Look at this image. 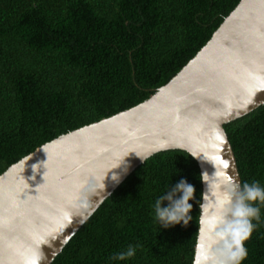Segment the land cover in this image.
Returning <instances> with one entry per match:
<instances>
[{"label": "trees", "instance_id": "obj_1", "mask_svg": "<svg viewBox=\"0 0 264 264\" xmlns=\"http://www.w3.org/2000/svg\"><path fill=\"white\" fill-rule=\"evenodd\" d=\"M241 0H0V175L37 148L165 86ZM224 130L241 185L264 187V105ZM186 152L158 153L96 210L52 264H193L202 182ZM195 188L192 221L157 226L171 184ZM237 264H264V203ZM139 245L130 260L111 257Z\"/></svg>", "mask_w": 264, "mask_h": 264}, {"label": "water", "instance_id": "obj_2", "mask_svg": "<svg viewBox=\"0 0 264 264\" xmlns=\"http://www.w3.org/2000/svg\"><path fill=\"white\" fill-rule=\"evenodd\" d=\"M224 19L149 99L59 136L0 175V264H52L140 165L171 150L214 174L193 264H237L240 244L222 201L241 178L223 127L264 105V0H241ZM123 158L127 172L114 184L112 173L125 165L110 169Z\"/></svg>", "mask_w": 264, "mask_h": 264}, {"label": "clouds", "instance_id": "obj_3", "mask_svg": "<svg viewBox=\"0 0 264 264\" xmlns=\"http://www.w3.org/2000/svg\"><path fill=\"white\" fill-rule=\"evenodd\" d=\"M124 158L110 169L112 171L120 168L121 165H125L121 172L112 173L110 179L114 184H118L122 176L127 172V165L125 164ZM140 159L143 161L144 158L140 157ZM108 173L105 179L108 177ZM213 176L214 174L209 176L207 172H203L200 176L201 182L206 186L205 191L201 193V200L197 202L202 217L209 207V198L214 195L212 187ZM194 194V186L188 183L186 179L182 178L174 185L171 184L168 190L155 200L153 208L157 226L163 229H168L178 224L187 226L193 219L190 214L193 205L189 201L194 200ZM104 195L109 196L110 193H104ZM229 202L230 206L225 209L226 214L232 220L228 224V232L234 235L235 244L239 246L240 240L247 238L255 227L252 221H259L260 208L255 206V204L256 202L264 203V187L259 182H253L251 184L244 183L241 185L239 181H236L234 184L228 186L227 196L222 201V204H229ZM138 247L139 245H129L126 251L115 254L111 259L113 261L126 262L136 255ZM239 254H245L242 248Z\"/></svg>", "mask_w": 264, "mask_h": 264}, {"label": "snow or ice", "instance_id": "obj_4", "mask_svg": "<svg viewBox=\"0 0 264 264\" xmlns=\"http://www.w3.org/2000/svg\"><path fill=\"white\" fill-rule=\"evenodd\" d=\"M262 99H264V97H262ZM227 167V165H225Z\"/></svg>", "mask_w": 264, "mask_h": 264}]
</instances>
